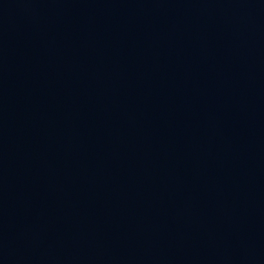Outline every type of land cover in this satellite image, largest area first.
<instances>
[{"label": "water", "instance_id": "1", "mask_svg": "<svg viewBox=\"0 0 264 264\" xmlns=\"http://www.w3.org/2000/svg\"><path fill=\"white\" fill-rule=\"evenodd\" d=\"M0 264H264V0H0Z\"/></svg>", "mask_w": 264, "mask_h": 264}]
</instances>
